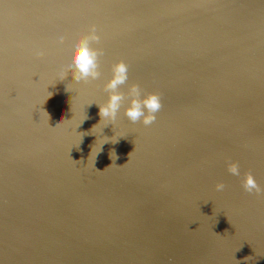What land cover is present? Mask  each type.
<instances>
[{
    "label": "water",
    "instance_id": "water-1",
    "mask_svg": "<svg viewBox=\"0 0 264 264\" xmlns=\"http://www.w3.org/2000/svg\"><path fill=\"white\" fill-rule=\"evenodd\" d=\"M120 61L150 125L100 121ZM0 264H264V0H0Z\"/></svg>",
    "mask_w": 264,
    "mask_h": 264
},
{
    "label": "clouds",
    "instance_id": "clouds-1",
    "mask_svg": "<svg viewBox=\"0 0 264 264\" xmlns=\"http://www.w3.org/2000/svg\"><path fill=\"white\" fill-rule=\"evenodd\" d=\"M99 41L100 36L94 25L89 28L86 34L71 41V55L70 59L66 62V67L70 69L68 74L71 75L72 81L79 83L81 81L96 80L100 77L99 57L102 55V50L91 46L93 42L98 43ZM59 42L61 44L64 42L63 36L59 37ZM59 75L61 78H64L66 75L65 69L62 68ZM127 81L128 65L123 61L114 64L111 68V78L104 84V91L108 94V99L104 104L96 105L99 110L100 121L103 120L109 124L114 122L123 107L124 115L131 122L140 121L145 126L152 124L156 119V113L162 106L160 96L156 93L142 96L141 89L136 84L131 85L128 88L127 94H125L120 91V86L124 85ZM126 99L127 106L125 107ZM130 154L131 152L129 156ZM228 171L232 175L238 176L240 174L239 165L237 163L230 164ZM216 187L217 190H222L224 185L221 183L217 184ZM243 187L249 193L261 191L260 186L251 174L245 177Z\"/></svg>",
    "mask_w": 264,
    "mask_h": 264
}]
</instances>
